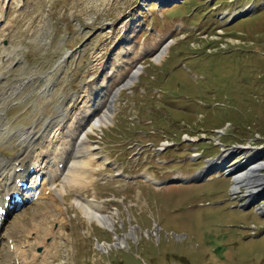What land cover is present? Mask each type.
Returning <instances> with one entry per match:
<instances>
[{"label": "rangeland", "instance_id": "374dc122", "mask_svg": "<svg viewBox=\"0 0 264 264\" xmlns=\"http://www.w3.org/2000/svg\"><path fill=\"white\" fill-rule=\"evenodd\" d=\"M1 14V163L23 151L17 160L32 163L21 130L38 138L76 98L79 106L85 88L82 103L94 83L117 90L142 66L134 86L121 89L112 123L91 135L98 140L91 146L102 148L90 184L67 187L65 200L54 190L36 196L9 219L4 235L37 233L27 264L36 253V264H264V194L234 195L232 176H219L223 168L211 163L225 150L249 148L264 160V0H0ZM169 37L165 58L155 62ZM244 153L227 161L231 171ZM105 156L112 166L104 169ZM122 163L162 181L194 176H181L191 180L182 186L129 184L115 167ZM0 180L11 190L9 177ZM78 194L104 204L116 229L90 223L74 205ZM120 239L124 248H116Z\"/></svg>", "mask_w": 264, "mask_h": 264}, {"label": "bare ground", "instance_id": "6f19581e", "mask_svg": "<svg viewBox=\"0 0 264 264\" xmlns=\"http://www.w3.org/2000/svg\"><path fill=\"white\" fill-rule=\"evenodd\" d=\"M4 20L5 18L3 17V20H1L0 22L5 23ZM168 40L166 41L168 42L167 44H165L166 43L165 42L162 45L163 47L160 48L158 51H156L155 59H154L155 62L159 63L165 58V55L167 54L168 49L172 43V40L170 39ZM141 69L142 66H138L137 69L134 70V72L129 76L127 83L121 86L117 90L116 89L111 90L109 86H104L103 85L104 83H101L99 89L95 88L96 85L95 83L93 87H90L91 85L90 84L89 85L90 92L88 93L87 96H85L82 110L81 112H76V117L75 120L72 121V124L67 125L69 116L65 114L64 115L65 118L64 117L58 118L57 120L50 122L48 126H46L45 131L43 130L44 132L41 134L40 140L38 141L36 140V142H34L31 145V148L33 149L29 153L30 155L27 158V162L30 161L33 162L28 164L27 171L29 172L31 168H37V169H41L42 171H46L47 175L49 176L48 184L50 187L48 188L51 190V193L52 190H54L57 195L65 199L64 195L67 187L70 186L74 187L76 185L78 186L81 184L83 185L90 184L89 178L92 177L94 173H96V169L92 168L91 166L95 162L98 163L97 161L98 155L96 156L94 151L96 149H99L98 148L99 145L97 144V142H96L97 146L95 147L91 146L92 141H94L90 139L91 135H96V132L101 131L104 127H107L109 124L112 123L113 118L115 116L114 110L116 107L117 98L119 96L121 89L128 88L130 85L135 83V81L138 80L142 74ZM45 144L49 145L51 149L50 152L47 153L45 157H43L44 156L43 153L45 152H41L39 150L45 148L44 147ZM31 148H29V150ZM242 153L245 154L246 160L240 162L239 165H237L236 168L232 170L233 174H231L233 175L232 180L235 181V184L233 186L234 195H236V193L240 191L241 188H245L247 190V198L254 199L264 194V176L260 174L261 173L260 171H262V169L264 170V160L261 158L259 159L261 153H259L258 150L253 148L237 149L235 151L225 150L224 155L221 156L219 159H217L216 162L212 163L214 164L212 169L215 168L217 165H219L217 168L226 166V163L230 158L232 157L234 158V156H238V154L240 155ZM197 155H198L197 157H199V154ZM197 157L196 155L194 156L195 159ZM219 160L220 162H218ZM103 161H104V165H103L104 167L106 166V164H108V160L103 159ZM44 162H46L48 165L46 168L43 167ZM9 167H10L9 163H7L6 167L2 166V168L5 169ZM2 168L0 169V178L6 179L9 177L10 182H12L11 180L13 178L15 180L18 177L19 178L24 177V172L21 171L17 172V170L19 168H26V162L24 161V159L19 161V163L15 162L11 172L9 171L10 174L9 172H7L6 174H4V177H3ZM228 168L231 169V167ZM207 172H212L210 171V167L207 168ZM201 175L203 179V174ZM36 176L37 173L35 174V178ZM144 178L150 179L151 177H149V175H146L144 176ZM196 178L198 179V177L195 176L192 180H195ZM177 179L179 181H182L181 184H187L191 181V180L183 179L182 177H179ZM59 180L62 181L61 185L63 184V186L61 188L58 187L54 188V183ZM2 186L5 187L4 185ZM13 186L14 185L12 183L11 190H9L8 188L6 189L1 187L2 189H0V192L5 194V195H0L1 203H5L8 199V195L14 192ZM81 197L82 196L78 195V197L74 201V205H76L75 207H77L78 209H80V211L83 212L86 219L90 223L95 221L100 226L110 231L116 229L115 227L116 218L114 214H106L102 211L104 208L103 206L104 204L101 205L100 202L95 201L93 198H92L93 200L90 199L87 200V198L84 199V197L83 198ZM115 214L117 215L118 212H115ZM24 230H22V233L20 230V232L18 233V239L16 240L11 238L12 235L10 237L8 236L7 241L12 240L14 242V249L11 250V244L9 243L7 248V253L5 254L3 259V263L1 261L0 264H7L9 262L16 260H18L20 264H27V262L24 261V258L26 256L28 259L27 252L31 247L32 240H35V238L37 237L36 235L37 233L35 230H31L29 233L30 236L25 237L26 241L23 242L22 239L25 238H22V236L26 233L27 229L23 234ZM13 233L14 235H16L17 231L14 229ZM126 243L127 242L125 241V239L124 240L120 239L118 243L115 245L117 248H123ZM41 257H42L41 254H37V253L34 254V260L32 263L34 264L38 263Z\"/></svg>", "mask_w": 264, "mask_h": 264}]
</instances>
